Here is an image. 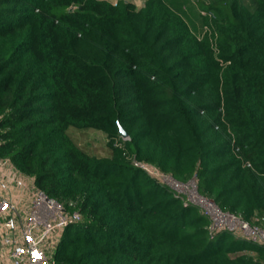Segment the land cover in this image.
<instances>
[{
    "label": "trees",
    "instance_id": "obj_1",
    "mask_svg": "<svg viewBox=\"0 0 264 264\" xmlns=\"http://www.w3.org/2000/svg\"><path fill=\"white\" fill-rule=\"evenodd\" d=\"M0 159L81 215L57 264H264L134 163L263 222L264 0H0Z\"/></svg>",
    "mask_w": 264,
    "mask_h": 264
},
{
    "label": "built area",
    "instance_id": "obj_2",
    "mask_svg": "<svg viewBox=\"0 0 264 264\" xmlns=\"http://www.w3.org/2000/svg\"><path fill=\"white\" fill-rule=\"evenodd\" d=\"M134 163L185 204L197 206L208 217L212 235L226 231L264 248V220L248 222L223 211L199 193L196 178L181 183L153 165ZM80 220L79 213L67 212L41 192L32 178L21 174L9 160L0 159V264H57L67 227Z\"/></svg>",
    "mask_w": 264,
    "mask_h": 264
},
{
    "label": "rangeland",
    "instance_id": "obj_3",
    "mask_svg": "<svg viewBox=\"0 0 264 264\" xmlns=\"http://www.w3.org/2000/svg\"><path fill=\"white\" fill-rule=\"evenodd\" d=\"M113 3H117L118 0H110ZM138 6H142L144 0H133ZM253 9V8H252ZM73 136L78 139L80 145L84 147L89 153L99 155V156H106L107 155V138L105 134L95 130H88V131H77L71 130Z\"/></svg>",
    "mask_w": 264,
    "mask_h": 264
},
{
    "label": "water",
    "instance_id": "obj_4",
    "mask_svg": "<svg viewBox=\"0 0 264 264\" xmlns=\"http://www.w3.org/2000/svg\"><path fill=\"white\" fill-rule=\"evenodd\" d=\"M120 134L124 139L128 138L127 132L122 127H120Z\"/></svg>",
    "mask_w": 264,
    "mask_h": 264
},
{
    "label": "crops",
    "instance_id": "obj_5",
    "mask_svg": "<svg viewBox=\"0 0 264 264\" xmlns=\"http://www.w3.org/2000/svg\"><path fill=\"white\" fill-rule=\"evenodd\" d=\"M107 1H109V2H111L110 0H107ZM117 1V0H116ZM119 1V0H118ZM111 3H113V2H111ZM116 3V2H115ZM115 3H113V4H115Z\"/></svg>",
    "mask_w": 264,
    "mask_h": 264
}]
</instances>
